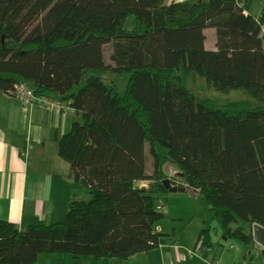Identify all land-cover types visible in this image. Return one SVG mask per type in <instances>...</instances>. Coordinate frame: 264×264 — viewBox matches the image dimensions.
<instances>
[{"label":"trees","instance_id":"trees-1","mask_svg":"<svg viewBox=\"0 0 264 264\" xmlns=\"http://www.w3.org/2000/svg\"><path fill=\"white\" fill-rule=\"evenodd\" d=\"M246 1L0 0V92L23 82L82 116L57 145L81 187L66 218L25 229L0 220V264H37L41 254L127 260L166 244L156 228L159 195L169 192L166 163L199 191L225 238L262 242L264 6L255 17ZM207 28L215 29L214 49ZM106 70L129 76L123 95L85 77ZM191 74L250 96L221 105L198 99L186 87ZM199 241L211 248L209 229Z\"/></svg>","mask_w":264,"mask_h":264},{"label":"crops","instance_id":"crops-1","mask_svg":"<svg viewBox=\"0 0 264 264\" xmlns=\"http://www.w3.org/2000/svg\"><path fill=\"white\" fill-rule=\"evenodd\" d=\"M177 1L183 0H169L168 3ZM248 1L244 5L246 12L258 17L264 2L248 9ZM205 34L206 47L214 49L215 29L207 28ZM0 93V220L21 229L63 221L73 193L79 192L81 187L72 179L70 164L59 155L57 145L73 123L80 121L81 113L74 109L59 113L38 106L25 108L17 97ZM146 169L148 173L153 170L149 164ZM164 171L167 174L165 166ZM147 182L141 181L138 186L147 187ZM159 208H162L160 201ZM184 259L173 242L122 262L41 254L37 264H196V259L183 262ZM201 259L210 264L204 256Z\"/></svg>","mask_w":264,"mask_h":264},{"label":"rangeland","instance_id":"rangeland-1","mask_svg":"<svg viewBox=\"0 0 264 264\" xmlns=\"http://www.w3.org/2000/svg\"><path fill=\"white\" fill-rule=\"evenodd\" d=\"M169 0H166L168 3ZM184 1V0H183ZM264 0H249L248 9L250 6L258 7L262 5ZM133 18H129L126 24L127 28H131ZM111 42L104 46V58L110 63V54L112 50ZM89 75H97L101 80L113 88L118 95H123L126 90L129 76L127 74L117 75L111 70H106L100 73L90 72ZM186 87L190 89L192 94L198 99H210L221 105L227 102L247 100L250 96L243 89H235L227 93L219 92L208 87L206 81L202 77L191 74L186 80ZM2 95V93H0ZM252 105H260L254 97L250 99ZM261 102V101H260ZM264 102H261V104ZM37 106V105H36ZM34 107V106H33ZM40 107V106H38ZM222 107V106H220ZM82 117L80 118V120ZM149 144L145 146L146 164L154 168L153 156L149 151ZM161 153L166 151L159 148ZM169 178L181 180L182 176L172 165H164ZM163 166V167H164ZM171 168V169H170ZM81 196L87 198L86 191H83ZM161 212L164 216L158 221L156 228L167 235L169 239L167 246L177 244L180 252L184 255V260H195L196 264H205L202 261L204 256L210 264H264V238L260 235V240L253 239L251 244L242 243L236 239L225 238L223 231L217 222L216 218L210 211L209 206L201 199L200 196H194L190 192H173L159 195ZM203 229H209L212 236V245L210 249L201 247L196 249L197 239ZM257 229V228H256ZM195 245V246H194ZM158 248V247H157ZM156 249V248H155ZM154 250V249H153ZM192 253V254H191ZM198 258V259H197ZM118 262H122L121 259ZM128 264V263H127Z\"/></svg>","mask_w":264,"mask_h":264},{"label":"built area","instance_id":"built-area-1","mask_svg":"<svg viewBox=\"0 0 264 264\" xmlns=\"http://www.w3.org/2000/svg\"><path fill=\"white\" fill-rule=\"evenodd\" d=\"M6 94L17 97L25 108L37 105L59 113L73 110L70 103H63L51 97L37 95L31 87L23 82L15 83L10 93L7 92ZM201 247L202 242L197 245L196 249Z\"/></svg>","mask_w":264,"mask_h":264},{"label":"water","instance_id":"water-1","mask_svg":"<svg viewBox=\"0 0 264 264\" xmlns=\"http://www.w3.org/2000/svg\"><path fill=\"white\" fill-rule=\"evenodd\" d=\"M181 176H183V174H180ZM162 184L165 186L166 189H168L170 192H190L191 194H193L194 196H198L199 195V191L188 186L185 185L183 183L178 182L177 180H174L172 178H165L162 181Z\"/></svg>","mask_w":264,"mask_h":264}]
</instances>
